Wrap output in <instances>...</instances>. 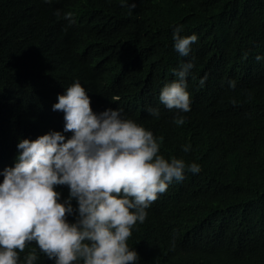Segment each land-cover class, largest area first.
Returning <instances> with one entry per match:
<instances>
[{
    "label": "trees",
    "instance_id": "trees-1",
    "mask_svg": "<svg viewBox=\"0 0 264 264\" xmlns=\"http://www.w3.org/2000/svg\"><path fill=\"white\" fill-rule=\"evenodd\" d=\"M134 2L0 0V173L15 166L20 140L72 136L52 106L78 81L95 113L120 109L153 133L165 159L201 167L134 226L127 243L139 264H264V0ZM181 25L198 37L187 57L174 48ZM187 62L191 110H168L160 92ZM36 251V264H55Z\"/></svg>",
    "mask_w": 264,
    "mask_h": 264
},
{
    "label": "clouds",
    "instance_id": "clouds-1",
    "mask_svg": "<svg viewBox=\"0 0 264 264\" xmlns=\"http://www.w3.org/2000/svg\"><path fill=\"white\" fill-rule=\"evenodd\" d=\"M121 4L136 7L134 0ZM65 18L75 22L70 14ZM182 30V25L174 28V48L187 57L198 37L182 36ZM193 67L187 62L174 69L176 79L162 88L159 101L168 110H191L186 89ZM206 80V75L200 79L201 87ZM229 84L235 87V81ZM57 100L52 111L64 113L63 132L72 136L50 131L20 140L15 166L0 173V264H21L25 253L23 264H36L37 248L55 264H139L138 252L127 243L134 226L146 220V210L169 185L201 167L165 159L153 133L123 118L120 109L95 113L78 81ZM147 111L159 118L158 109ZM174 123L181 126L185 118L178 116ZM56 186H68L69 195Z\"/></svg>",
    "mask_w": 264,
    "mask_h": 264
}]
</instances>
